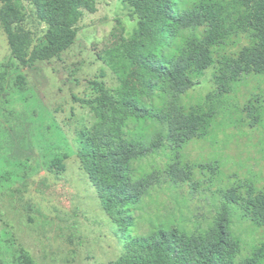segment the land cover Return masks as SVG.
<instances>
[{
  "label": "rangeland",
  "instance_id": "374dc122",
  "mask_svg": "<svg viewBox=\"0 0 264 264\" xmlns=\"http://www.w3.org/2000/svg\"><path fill=\"white\" fill-rule=\"evenodd\" d=\"M17 4L24 13L21 27L34 45L41 44L46 25L33 5L25 0ZM137 25L138 16L126 3L96 0V12L85 13L79 22L74 44L32 67L10 58L0 30V264H22L23 255L31 264H107L122 254L79 161L78 143L87 140L96 122L81 100L94 99L98 83L109 90L118 86L112 65L122 52L119 39H128ZM213 71L207 69L195 87L177 96L184 106H214L209 135L181 151L186 163L216 166L213 173L200 172L213 181L205 185L196 174L193 190L163 176L135 210L136 234L159 224L203 234L225 202L219 190L264 189V75H249L218 96ZM145 127L147 142L166 135L156 122ZM163 145L134 160L132 167L163 170L173 158L166 140ZM228 209L232 232L241 243L239 258L249 256L264 243V227L243 220L234 205Z\"/></svg>",
  "mask_w": 264,
  "mask_h": 264
},
{
  "label": "trees",
  "instance_id": "16d2710c",
  "mask_svg": "<svg viewBox=\"0 0 264 264\" xmlns=\"http://www.w3.org/2000/svg\"><path fill=\"white\" fill-rule=\"evenodd\" d=\"M46 25L44 41L34 45L21 27L24 13L17 0H0V30L10 58L24 67L49 61L69 49L85 13L96 12V0H25ZM138 16L137 29L120 37L121 54L112 69L118 86L97 84L98 95L81 100L96 122L78 158L96 191L101 211L114 227L122 254L107 264H264V243L239 258L241 243L231 229L229 205L255 227H264V189L241 187L220 191L224 204L203 234L153 226L136 234L135 210L164 178L195 190L196 174L216 166L182 160L183 147L207 137L216 111L212 103L184 106L177 96L195 87L213 68L217 95L249 75H264V0H121ZM193 31L187 32L186 31ZM4 79V74H0ZM170 98H167V96ZM210 102L211 96L208 97ZM257 119V118H256ZM254 119V120H256ZM148 121L164 126L166 135L146 141ZM135 127L130 128V124ZM251 126L253 122L250 123ZM173 156L163 170L138 171L132 162L154 154L164 141ZM22 264H31L23 255Z\"/></svg>",
  "mask_w": 264,
  "mask_h": 264
}]
</instances>
